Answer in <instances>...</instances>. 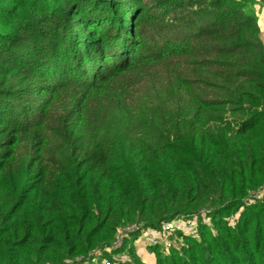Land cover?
<instances>
[{
	"label": "trees",
	"instance_id": "16d2710c",
	"mask_svg": "<svg viewBox=\"0 0 264 264\" xmlns=\"http://www.w3.org/2000/svg\"><path fill=\"white\" fill-rule=\"evenodd\" d=\"M262 2L0 0V264H264Z\"/></svg>",
	"mask_w": 264,
	"mask_h": 264
},
{
	"label": "built area",
	"instance_id": "2783aa9c",
	"mask_svg": "<svg viewBox=\"0 0 264 264\" xmlns=\"http://www.w3.org/2000/svg\"><path fill=\"white\" fill-rule=\"evenodd\" d=\"M253 197L258 199L264 198V186L256 191H252ZM140 225L133 224L126 228H122L117 233V238L111 246L106 247L107 251L114 250V248H120L125 245L126 238H129L134 232L139 231ZM178 232H182L188 236L199 237V227L195 219H191L187 216H177L173 219L165 221L160 229H147L143 230L142 233L135 240H146L150 246H160L163 248H178L180 249L183 244V239L177 236ZM112 252V251H111ZM127 254L125 251L116 254V258L122 262L128 261L129 258L125 256L122 260L117 256ZM128 255V254H127ZM115 262L111 259L99 261V258L93 261L76 262L73 264H114Z\"/></svg>",
	"mask_w": 264,
	"mask_h": 264
},
{
	"label": "rangeland",
	"instance_id": "374dc122",
	"mask_svg": "<svg viewBox=\"0 0 264 264\" xmlns=\"http://www.w3.org/2000/svg\"><path fill=\"white\" fill-rule=\"evenodd\" d=\"M257 8L259 9V7H257ZM125 243L134 245L136 253L138 255H140L147 263H149V264H155L156 263V257L154 255V253L149 249L148 245H146V246L135 245L134 237H132V235L129 238H126ZM111 251H113V250L111 249ZM111 251L109 250L108 252H111ZM125 256H127V258H129V260H131L129 254L128 255L122 254L121 256H117V257H119L123 260L125 258ZM99 261L102 262L103 260L100 259ZM125 262H127V261H125Z\"/></svg>",
	"mask_w": 264,
	"mask_h": 264
},
{
	"label": "crops",
	"instance_id": "0c3cea01",
	"mask_svg": "<svg viewBox=\"0 0 264 264\" xmlns=\"http://www.w3.org/2000/svg\"><path fill=\"white\" fill-rule=\"evenodd\" d=\"M258 7L260 9V10L258 9V11H259V13H261L260 23L262 25V30L264 32V2L259 4ZM135 245H137V246H146V245H149V244H148V242L146 240H138L137 242H135Z\"/></svg>",
	"mask_w": 264,
	"mask_h": 264
}]
</instances>
